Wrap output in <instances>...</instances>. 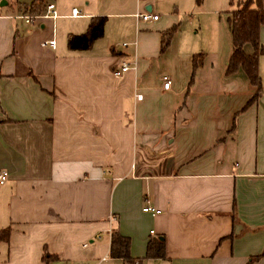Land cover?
<instances>
[{"label":"crops","instance_id":"obj_1","mask_svg":"<svg viewBox=\"0 0 264 264\" xmlns=\"http://www.w3.org/2000/svg\"><path fill=\"white\" fill-rule=\"evenodd\" d=\"M30 2L0 0V264H44L43 252L49 264H121L108 256L112 227L138 264H264V53L260 94L242 108L255 88L241 68L224 72L231 11L197 51L177 31L179 0ZM47 3L54 17H19ZM100 16L101 36L68 49ZM158 236L163 257H145Z\"/></svg>","mask_w":264,"mask_h":264},{"label":"trees","instance_id":"obj_2","mask_svg":"<svg viewBox=\"0 0 264 264\" xmlns=\"http://www.w3.org/2000/svg\"><path fill=\"white\" fill-rule=\"evenodd\" d=\"M41 0H31L29 7L34 6ZM104 17L90 18L85 32L72 34L68 37L66 45L70 50L87 49L91 43L101 36L103 31ZM231 35V52L228 57L225 74H230L241 68L249 83L255 88L254 93L247 99L242 108L253 103L260 94L261 82L257 72V59L264 53V46L258 42V30L264 24V0H237L235 9L231 11L228 18ZM175 30L172 26L160 33V51L168 44L171 35ZM249 43L253 47L251 54H246L242 46ZM195 59H192V69L195 68ZM10 227L0 228V243H7ZM261 255H264V249ZM108 256L121 261V264H138L139 260L129 255L128 238L121 235L116 227L109 231ZM145 257H163V240L158 237L151 238L145 249ZM57 257L53 254L43 252L41 260L44 264L55 261Z\"/></svg>","mask_w":264,"mask_h":264},{"label":"rangeland","instance_id":"obj_3","mask_svg":"<svg viewBox=\"0 0 264 264\" xmlns=\"http://www.w3.org/2000/svg\"><path fill=\"white\" fill-rule=\"evenodd\" d=\"M237 0H179L177 14V31L181 38L189 37L197 47L209 48L213 46L219 23H223V14L235 9ZM37 6V5H36ZM41 4L36 7L41 12ZM78 10V7H76ZM80 11V10H78ZM70 13V9L67 10ZM112 19H110L111 22ZM119 43H121L120 38ZM83 264H92L86 261Z\"/></svg>","mask_w":264,"mask_h":264},{"label":"built area","instance_id":"obj_4","mask_svg":"<svg viewBox=\"0 0 264 264\" xmlns=\"http://www.w3.org/2000/svg\"><path fill=\"white\" fill-rule=\"evenodd\" d=\"M46 16H50V17H54L55 16V10H54V6L53 3H47L45 5V10L43 15H20V18H23L25 22H31L33 19H36L38 17H46ZM70 16L76 17L79 16V11L75 8H72L70 10ZM137 19L143 20V21H149V20H155L157 18L156 14H151L148 12H143V13H135L134 15ZM42 45H48L50 47L54 46V40L53 39H49L46 41H43L41 43ZM122 47H126V43H122L121 44ZM129 68V65L126 62H122L121 66L118 69L113 70V76L116 77L118 76L121 72L126 71ZM170 82L169 79L166 76L162 77V84L161 87L163 89H167L169 86ZM140 95L137 94L135 95V98L140 99ZM7 173L4 170H0V184L6 179ZM143 211H151L153 212L154 209L151 207H143L142 208Z\"/></svg>","mask_w":264,"mask_h":264}]
</instances>
